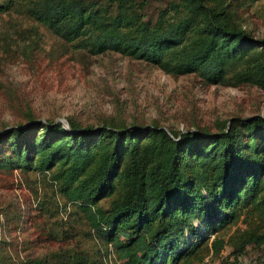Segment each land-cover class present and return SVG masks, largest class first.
I'll list each match as a JSON object with an SVG mask.
<instances>
[{"label": "trees", "instance_id": "obj_1", "mask_svg": "<svg viewBox=\"0 0 264 264\" xmlns=\"http://www.w3.org/2000/svg\"><path fill=\"white\" fill-rule=\"evenodd\" d=\"M135 6L133 0H0L1 13L21 11L76 49L117 52L169 74L196 73L210 84L230 75L234 83L264 87V59H251L264 51V37L230 25L223 9L184 0L151 22ZM29 121L0 133V168L50 172L121 264H187L208 246L204 236L183 246L187 233L203 227L215 234L243 214L264 213L260 115L233 117L218 132L175 133L155 124L82 127L72 120L66 130L60 122ZM104 198L107 204L100 203ZM251 242L264 244V232L232 236L233 258L221 264H242L239 256ZM223 243L215 236L212 250L218 253ZM22 263L51 264L42 258ZM0 264L12 263L0 255ZM60 264L84 263L76 257Z\"/></svg>", "mask_w": 264, "mask_h": 264}, {"label": "rangeland", "instance_id": "obj_2", "mask_svg": "<svg viewBox=\"0 0 264 264\" xmlns=\"http://www.w3.org/2000/svg\"><path fill=\"white\" fill-rule=\"evenodd\" d=\"M133 1L151 22L172 4L184 2ZM202 1L223 9L230 25L254 38L264 37V0ZM172 13L169 10L167 17ZM251 59L261 62L264 51L256 50ZM227 77L210 84L196 73L169 74L117 52L92 54L74 48L21 11L0 12V133L22 128L31 119L60 122L66 130L72 120L82 127L155 124L175 133L218 132L233 117H264V87ZM59 187L48 171L0 168V255L12 264L32 258L60 264L76 257L84 264H121L111 244L96 238L83 213ZM100 203L107 204V199ZM242 230L263 233L264 213L243 214L215 234L203 227L195 236L187 233L180 241L183 246L202 236L208 244L187 264L232 259L230 238ZM215 236L224 240L218 253L211 248ZM239 260L263 264L264 244L246 243Z\"/></svg>", "mask_w": 264, "mask_h": 264}, {"label": "built area", "instance_id": "obj_3", "mask_svg": "<svg viewBox=\"0 0 264 264\" xmlns=\"http://www.w3.org/2000/svg\"><path fill=\"white\" fill-rule=\"evenodd\" d=\"M202 264H211V263H208V262H203Z\"/></svg>", "mask_w": 264, "mask_h": 264}]
</instances>
